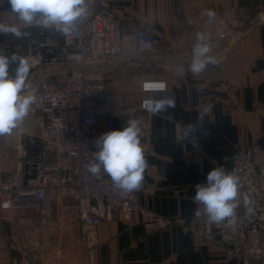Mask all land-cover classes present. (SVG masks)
Masks as SVG:
<instances>
[{
	"label": "crops",
	"instance_id": "obj_1",
	"mask_svg": "<svg viewBox=\"0 0 264 264\" xmlns=\"http://www.w3.org/2000/svg\"><path fill=\"white\" fill-rule=\"evenodd\" d=\"M99 1L124 26L143 27L153 38L151 53L137 56L130 51L126 60L97 70L106 80V94L124 100L119 130L130 119L141 128L148 167L142 187L134 193L141 205L169 218L197 217L199 207L197 218L212 228L202 206L193 202L195 186L206 183L212 168L230 173L234 156L251 144L264 148V0ZM207 10L215 13L211 22L203 15ZM233 11L240 12L241 18ZM0 13L21 31L48 32L24 26L9 0H0ZM220 31L234 33L236 39L223 42L218 52L212 50L217 64H209L200 74L189 72L196 33L208 34L211 43ZM41 69L34 71L33 83L26 85L32 94L41 89V82L50 89L59 86L51 82L59 78L48 75L51 68ZM68 70L62 69L63 74ZM146 79L166 82V91L151 97L154 102L170 100L172 106L150 114L133 108ZM32 123L34 131L41 132L37 112ZM104 133L101 121L98 138ZM22 141L18 135V156L27 148ZM44 154V165L53 166L54 152L45 149ZM100 173L111 181L107 173ZM231 249L196 246L176 227L153 230L134 216L131 223L103 221L95 229L89 258L75 214L63 212L58 200L51 201L44 214L31 211L18 220L0 222V264H241Z\"/></svg>",
	"mask_w": 264,
	"mask_h": 264
},
{
	"label": "built area",
	"instance_id": "obj_2",
	"mask_svg": "<svg viewBox=\"0 0 264 264\" xmlns=\"http://www.w3.org/2000/svg\"><path fill=\"white\" fill-rule=\"evenodd\" d=\"M86 3L87 16L78 20L67 36L54 27L44 33L24 30L26 35L21 38L0 34V52L27 59L31 71L51 68L52 75L59 77L57 88L50 89L41 82V89L34 92L41 135L31 139L29 152L21 153L16 170L0 178V222L18 220L31 211L44 214L50 202L58 200L63 212L75 214L89 258L95 229L103 221L131 223L138 216L153 230L178 228L196 246H232V256L241 264H264V148L257 144L239 151L231 161L230 173L240 179V212L232 226L225 221L208 228L197 217L162 216L141 205L134 192L122 195L101 173L88 171L101 121L105 132L119 130L117 120L123 115L124 100L106 94V80L97 70L126 60L130 51L137 56L151 53L153 38L143 27L124 26L99 0ZM232 13L239 16L236 11ZM0 24L12 26L1 13ZM235 37L228 31L218 32L211 40L212 50L218 52L223 42ZM65 67L69 70L63 74ZM165 91L164 80L142 81L133 108L152 113V94ZM44 145L56 155L51 167L43 163ZM248 208L253 211L249 213Z\"/></svg>",
	"mask_w": 264,
	"mask_h": 264
},
{
	"label": "clouds",
	"instance_id": "obj_3",
	"mask_svg": "<svg viewBox=\"0 0 264 264\" xmlns=\"http://www.w3.org/2000/svg\"><path fill=\"white\" fill-rule=\"evenodd\" d=\"M9 3L24 26L35 25L44 29L54 27L65 36L71 34L76 22L88 14L86 0H9ZM203 15L208 17L209 22L215 18L212 10L205 11ZM4 33H11L17 38L26 35L17 26L0 24V34ZM192 57L188 71L193 74H200L209 64L218 63L212 55L208 34L196 33ZM12 63L17 65L14 74L9 71ZM30 68L27 59L15 55L9 57L0 52V136L10 135L17 129L37 102L34 93L24 94ZM169 106H172L170 100L155 101L151 110L158 113ZM94 144L97 150L92 152L88 171L94 175L101 171L107 173L115 189L122 195L140 190L148 164L138 122L130 119L122 129L102 134ZM239 187L238 176L225 172L222 167L212 168L207 173L206 183L195 186L193 202L202 206L209 222L220 224L227 221L232 226L236 222V209L239 207ZM247 210L249 213L253 211L252 208ZM200 215L198 207L196 216Z\"/></svg>",
	"mask_w": 264,
	"mask_h": 264
},
{
	"label": "rangeland",
	"instance_id": "obj_4",
	"mask_svg": "<svg viewBox=\"0 0 264 264\" xmlns=\"http://www.w3.org/2000/svg\"><path fill=\"white\" fill-rule=\"evenodd\" d=\"M240 18H241V13L239 12V19ZM239 36H240V34H239ZM16 67H17L16 64H14L12 66V68L10 70V74H14ZM41 70L47 71L46 68H42ZM34 71L30 70L29 77L26 81V85L33 83V79L36 76V74H34L35 73ZM52 73H53V71L50 70L48 75H52ZM51 82L59 84V81L57 78L55 80H51ZM27 88L28 87L25 88L24 94H32L30 92V90ZM36 112L39 114V120H40V112L37 111L33 105L30 112H29V115L24 119V121L19 125V127L17 129H14L10 135L0 136V147H1L0 148L1 149L0 161H2V163H3L2 164L3 166L0 164V178L1 179L8 177L10 172H12L13 170H16V168L18 167V163L19 162L21 163V159L19 158L21 153L24 151L29 152V146H30L31 139H38V137L41 135V132L37 133L33 129L34 127H33L32 122H33L34 117L36 116ZM32 115H34V116H32ZM18 135L23 140L22 142L23 143L25 142V144H26L25 146L27 147V148L22 149V152L20 153L19 156L16 154V151H15V147L17 145L16 139H17ZM22 142H21V144H22ZM253 144H256V143H253ZM45 149H46V153L50 152V154L51 153L53 154V152H54V150L48 148L46 145H44V151H45ZM54 154H55V152H54ZM43 163H44V161H43ZM239 195H240V193H239ZM77 252H79V251H77ZM82 253H84V252H82ZM72 256H73V260L76 261L78 256L76 255L75 251H73ZM84 264H88V262H86Z\"/></svg>",
	"mask_w": 264,
	"mask_h": 264
}]
</instances>
